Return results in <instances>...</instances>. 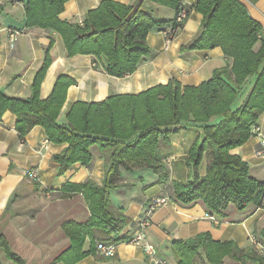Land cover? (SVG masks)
Masks as SVG:
<instances>
[{
	"label": "trees",
	"instance_id": "16d2710c",
	"mask_svg": "<svg viewBox=\"0 0 264 264\" xmlns=\"http://www.w3.org/2000/svg\"><path fill=\"white\" fill-rule=\"evenodd\" d=\"M67 1L25 0V28L38 27L59 34L68 56L103 57L102 67L109 75L124 77L133 73L142 61L154 55L145 41L149 30L163 29L166 37L173 39L192 9L202 17L198 37L190 48L220 47L227 61L195 86L170 79L138 93L111 94L98 102L75 101L66 112V123H59L66 89L74 81L59 75L51 93L40 97L39 85L51 62L50 40L30 95L17 98L0 91V119L5 111L12 112L19 138L39 125L49 141L66 144L52 157L59 173L75 162L88 166L93 159L91 146L101 150V184L87 179L83 183L67 182L60 188V197L83 195L90 219L85 224L63 225L70 246L57 260L74 264L92 251L93 244L96 248L97 241L128 242L129 235L122 230L129 219L111 206L109 192L117 186L121 168L146 169L157 176L159 183L167 182L168 136L176 128H201L203 140L195 141L188 150L192 178L185 184L172 182L171 199L187 205L201 201L211 215L221 213L229 204L237 210L247 206L264 210V181L253 178L247 163L233 152L248 140L251 126L264 112V31L244 5L238 0H195L188 7L182 0H137L133 4L101 0L79 22L59 18ZM145 1L172 8L175 16L170 20L156 18ZM181 11L185 17L178 21ZM240 93L245 96L233 107ZM204 153L208 166L200 180L197 171ZM87 238L90 248L83 251ZM172 247L176 264H193V258L203 264H224L225 259L240 264L264 262L253 245L239 247L233 240H214L208 232L176 239ZM0 250L14 264H24L1 234Z\"/></svg>",
	"mask_w": 264,
	"mask_h": 264
},
{
	"label": "crops",
	"instance_id": "0c3cea01",
	"mask_svg": "<svg viewBox=\"0 0 264 264\" xmlns=\"http://www.w3.org/2000/svg\"><path fill=\"white\" fill-rule=\"evenodd\" d=\"M100 1L68 0L59 18L80 22L84 14ZM114 1L133 4L137 0ZM182 1L188 7L195 0ZM238 1L264 31V0ZM24 3L25 0H0V91L10 97L27 98L35 73L42 64L45 47L52 40L49 51L51 62L39 85L40 97L46 98L51 93L59 75H66L74 81L66 89L65 101L57 118L59 123H66V112L75 101L98 102L111 94L138 93L157 84H166L170 79L177 80L181 85L195 86L209 79L213 70L227 61L220 47L190 48L198 37L202 17L192 9L182 29L168 45L163 29L149 30L145 41L154 55L142 61L133 73L124 77L112 76L102 67L103 57L95 59L85 54L68 56L59 34L38 27L25 28ZM144 4L153 8L156 18L170 20L175 16V10L167 6L150 1ZM9 29L19 31L13 43L9 40ZM244 96L240 93L233 107L240 104ZM15 121L16 116L9 110L0 119V234L7 240L10 251L24 264H64L57 260L70 246L63 225L67 222L85 224L90 219V212L81 193L60 197L59 191L67 182L83 183L90 179L101 184L104 178L101 150L91 146L93 159L88 166L75 162L59 173V165L52 157L66 144L49 141L39 125L19 138ZM257 125L264 135V112L259 116ZM168 138L169 154L165 158L169 175L167 182L159 183L157 176L146 169L126 171L121 168L118 184L109 192L111 206L129 219L122 230L128 235L153 196L172 197L171 183L185 184L193 176L187 162L188 150L195 141L203 140L202 129L193 126L176 128ZM45 140L47 143L44 145ZM257 148L258 138L251 135L233 152L247 163L253 178L264 181V157L255 155ZM207 166L208 157L204 153L197 172L200 180L205 177ZM31 169L37 173V178L28 176ZM263 212V209L252 206L237 210L229 204L221 213L212 214L219 221L215 223L206 216L207 211L201 201L187 205L172 198L170 203L157 207L151 213L145 234L157 248L159 256L167 259L169 264H176L173 241L193 238L203 232L210 233L214 240H233L239 247L249 246V232H254L264 242V227L257 222L258 215ZM89 248L87 238L82 250L88 251ZM229 261L235 262L227 259ZM0 263L14 264L1 250ZM74 264L149 262L139 245L120 242L111 257L103 256L93 244L92 251Z\"/></svg>",
	"mask_w": 264,
	"mask_h": 264
},
{
	"label": "built area",
	"instance_id": "2783aa9c",
	"mask_svg": "<svg viewBox=\"0 0 264 264\" xmlns=\"http://www.w3.org/2000/svg\"><path fill=\"white\" fill-rule=\"evenodd\" d=\"M185 17V12L181 11L177 16V20L180 21ZM19 34L18 30L9 29L8 36L11 43L16 40L17 35ZM171 39L167 38L166 45L169 44ZM251 135L258 138V148L255 150V155L258 157H264V135L261 131L259 125L254 124L251 126ZM47 143V140L44 141V145ZM28 176L31 178H37V173L31 169L28 171ZM172 199L167 195H155L151 198L147 204L142 216L136 222L135 228L132 233L129 235L128 243L134 245H139L143 251L144 257L149 262V264H169L168 260L159 256L157 248L150 241H148L145 229L150 224V215L151 213L159 206L167 205ZM213 222L218 223L216 219L211 214H206ZM248 241L253 245L259 253L264 258V243H262L258 237L254 234H248ZM116 242H96V250H98L103 256L111 257L116 252Z\"/></svg>",
	"mask_w": 264,
	"mask_h": 264
},
{
	"label": "rangeland",
	"instance_id": "374dc122",
	"mask_svg": "<svg viewBox=\"0 0 264 264\" xmlns=\"http://www.w3.org/2000/svg\"><path fill=\"white\" fill-rule=\"evenodd\" d=\"M204 155V154H203ZM203 158V157H202ZM201 161H202V159H201ZM200 164H201V162H200ZM199 164V165H200ZM198 171H199V167H198ZM197 171V172H198ZM257 222L259 223V224H261L262 225V227H264V212L263 213H261L260 215H258V218H257ZM259 229V228H258ZM249 234H251V232H249ZM252 234H254V232L252 233ZM256 237H258V238H260L257 234H254ZM191 263H193V264H203L200 260H199V258H193V261L191 262ZM238 264L236 261L235 262H233V261H229V262H227V259H225L224 260V264ZM240 264V263H239ZM247 264H264V262H260V263H254V262H247Z\"/></svg>",
	"mask_w": 264,
	"mask_h": 264
}]
</instances>
